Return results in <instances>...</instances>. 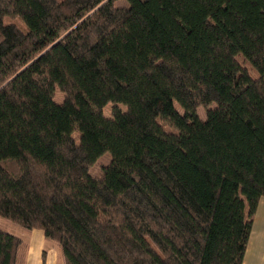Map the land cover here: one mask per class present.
I'll return each instance as SVG.
<instances>
[{"label": "trees", "instance_id": "1", "mask_svg": "<svg viewBox=\"0 0 264 264\" xmlns=\"http://www.w3.org/2000/svg\"><path fill=\"white\" fill-rule=\"evenodd\" d=\"M120 1L0 0V216L63 264H243L264 201V0ZM22 242L0 229V264Z\"/></svg>", "mask_w": 264, "mask_h": 264}, {"label": "rangeland", "instance_id": "2", "mask_svg": "<svg viewBox=\"0 0 264 264\" xmlns=\"http://www.w3.org/2000/svg\"><path fill=\"white\" fill-rule=\"evenodd\" d=\"M121 0L119 3H123ZM252 76L257 77L258 72L252 69ZM65 94L61 90L56 91V100L63 101ZM212 104L211 107H214ZM113 103H109L105 108V113L110 116ZM122 109L126 107L121 105ZM178 109L183 112L180 105ZM198 115L201 119L207 118V109L205 107L198 108ZM110 153L105 154L90 168V173L98 175L102 171V165L110 162ZM0 229L14 234L22 239V244L19 250L17 264H63V253L60 245L45 237L41 230H30L18 225L10 220L0 216Z\"/></svg>", "mask_w": 264, "mask_h": 264}, {"label": "crops", "instance_id": "3", "mask_svg": "<svg viewBox=\"0 0 264 264\" xmlns=\"http://www.w3.org/2000/svg\"><path fill=\"white\" fill-rule=\"evenodd\" d=\"M243 264H264V201L258 206L254 216L253 229L250 235Z\"/></svg>", "mask_w": 264, "mask_h": 264}]
</instances>
